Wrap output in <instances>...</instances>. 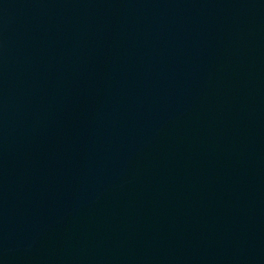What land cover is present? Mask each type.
Instances as JSON below:
<instances>
[{"label":"water","instance_id":"95a60500","mask_svg":"<svg viewBox=\"0 0 264 264\" xmlns=\"http://www.w3.org/2000/svg\"><path fill=\"white\" fill-rule=\"evenodd\" d=\"M0 264H264V0H0Z\"/></svg>","mask_w":264,"mask_h":264}]
</instances>
